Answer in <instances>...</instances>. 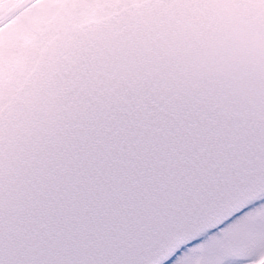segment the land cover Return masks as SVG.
<instances>
[{
  "label": "snow or ice",
  "instance_id": "1",
  "mask_svg": "<svg viewBox=\"0 0 264 264\" xmlns=\"http://www.w3.org/2000/svg\"><path fill=\"white\" fill-rule=\"evenodd\" d=\"M230 91L221 78L179 95L90 92L11 167L0 146V264H250L264 109Z\"/></svg>",
  "mask_w": 264,
  "mask_h": 264
},
{
  "label": "water",
  "instance_id": "2",
  "mask_svg": "<svg viewBox=\"0 0 264 264\" xmlns=\"http://www.w3.org/2000/svg\"><path fill=\"white\" fill-rule=\"evenodd\" d=\"M32 0H0V23ZM252 15L254 23L247 22ZM55 34L0 109V146L11 155L59 126L62 112L85 110L90 92H137L145 85L179 95L227 78L229 99L264 109V0H142L101 18L53 16Z\"/></svg>",
  "mask_w": 264,
  "mask_h": 264
},
{
  "label": "flooded vegetation",
  "instance_id": "3",
  "mask_svg": "<svg viewBox=\"0 0 264 264\" xmlns=\"http://www.w3.org/2000/svg\"><path fill=\"white\" fill-rule=\"evenodd\" d=\"M142 0H33L0 24V109L35 66L39 52L55 32L50 29L54 14L73 8L74 21L106 16ZM252 248V247H251ZM250 264H264V250Z\"/></svg>",
  "mask_w": 264,
  "mask_h": 264
},
{
  "label": "rangeland",
  "instance_id": "4",
  "mask_svg": "<svg viewBox=\"0 0 264 264\" xmlns=\"http://www.w3.org/2000/svg\"><path fill=\"white\" fill-rule=\"evenodd\" d=\"M251 247L248 249V255L250 258L253 257L255 252H256V254H258V253H261L260 251L264 250V245H261V244H256V245H253Z\"/></svg>",
  "mask_w": 264,
  "mask_h": 264
}]
</instances>
